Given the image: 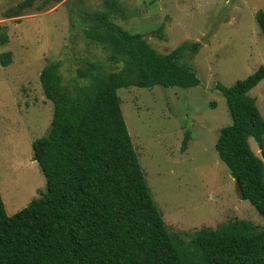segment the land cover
I'll use <instances>...</instances> for the list:
<instances>
[{"label":"trees","instance_id":"16d2710c","mask_svg":"<svg viewBox=\"0 0 264 264\" xmlns=\"http://www.w3.org/2000/svg\"><path fill=\"white\" fill-rule=\"evenodd\" d=\"M62 1L22 0L1 13L19 18ZM103 10L84 14L75 29L99 45L107 62L122 66L103 71L88 62L62 81L58 63L39 72L43 97L52 105L49 130L31 143L32 160L45 191L7 216L0 198V264H264V227L231 219L215 228L174 235L166 229L139 167L119 108L121 88L179 87L199 84L184 63L199 44L155 52L140 35L109 21L116 0H102ZM264 39V11L254 15ZM85 23V22H84ZM7 43L0 34V45ZM11 53L0 54V66ZM264 77V67L230 87L216 85L230 125L219 130L214 151L233 179L240 200L264 220V119L250 91ZM252 139L260 153L251 151ZM184 134L179 151L187 147Z\"/></svg>","mask_w":264,"mask_h":264},{"label":"rangeland","instance_id":"374dc122","mask_svg":"<svg viewBox=\"0 0 264 264\" xmlns=\"http://www.w3.org/2000/svg\"><path fill=\"white\" fill-rule=\"evenodd\" d=\"M21 1L0 0V34L7 39L0 54L11 53V62L0 66V198L7 216L45 191L31 151L32 141L48 133L52 112L38 81L42 68L58 63L66 83L75 68L88 62L96 63L101 72L122 66L107 62L106 51L83 40L78 30L71 32V27L87 24L84 14L104 9L102 0L62 1L19 18L1 17ZM116 2L109 21L140 35L155 52L199 44L197 52L183 60L198 78L197 86L116 91L139 167L166 229L172 235L190 234L231 219L263 228L264 220L239 199L213 146L219 130L230 125L215 86L230 87L264 67V39L254 17L264 11V0H159L157 11L143 13L136 0ZM247 94L264 119V77ZM184 134L187 147L180 152ZM248 144L261 158L255 142L249 138Z\"/></svg>","mask_w":264,"mask_h":264},{"label":"water","instance_id":"95a60500","mask_svg":"<svg viewBox=\"0 0 264 264\" xmlns=\"http://www.w3.org/2000/svg\"><path fill=\"white\" fill-rule=\"evenodd\" d=\"M139 7V12H153L157 11L158 0H136Z\"/></svg>","mask_w":264,"mask_h":264},{"label":"crops","instance_id":"0c3cea01","mask_svg":"<svg viewBox=\"0 0 264 264\" xmlns=\"http://www.w3.org/2000/svg\"><path fill=\"white\" fill-rule=\"evenodd\" d=\"M159 1V0H158ZM158 3V2H157Z\"/></svg>","mask_w":264,"mask_h":264}]
</instances>
